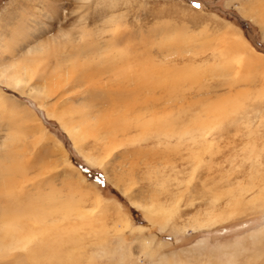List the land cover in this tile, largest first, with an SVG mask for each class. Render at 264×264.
Returning a JSON list of instances; mask_svg holds the SVG:
<instances>
[{"label":"rangeland","instance_id":"1","mask_svg":"<svg viewBox=\"0 0 264 264\" xmlns=\"http://www.w3.org/2000/svg\"><path fill=\"white\" fill-rule=\"evenodd\" d=\"M0 264H264V0H0Z\"/></svg>","mask_w":264,"mask_h":264},{"label":"bare ground","instance_id":"2","mask_svg":"<svg viewBox=\"0 0 264 264\" xmlns=\"http://www.w3.org/2000/svg\"><path fill=\"white\" fill-rule=\"evenodd\" d=\"M235 44L236 45H239V47H240V49L242 50V55H243V57H245L246 59L245 60H248V58H250V59H260V57L257 55V53L256 52H253V51H251V50H249L248 48H247V45L241 40V38L237 41V43L235 42ZM234 44V45H235ZM261 60V59H260ZM263 63V62H262ZM252 65V64H251ZM225 68H226V66H225ZM189 69V68H188ZM190 70V69H189ZM190 72V71H189ZM190 78H192V77H190ZM187 79V78H186ZM192 80V79H191ZM190 80V81H191ZM185 81V80H184ZM187 81V80H186ZM189 81V80H188ZM176 84V83H175ZM175 86H177V85H175ZM235 96H238L237 94L235 95ZM225 101H228L227 99L225 100ZM241 106V105H240ZM141 107V106H140ZM239 107V106H238ZM235 108H236V106H235ZM226 109V108H225ZM228 109V108H227ZM227 109L225 110V112L227 111ZM238 111V110H237ZM222 114H224V112L222 113ZM153 121H155L154 119H153ZM132 127V126H131ZM33 230V229H32ZM31 231V230H30ZM21 232V231H20ZM33 232H35V231H33ZM17 233V232H16ZM22 236V235H21ZM28 236H29V234H28ZM9 237V239H10V237H11V239H13V241L14 240H17V244H20V240L18 239V235L17 234H15L14 236H12V235H8L7 236V238ZM25 237V236H24ZM27 238V237H26ZM30 238V237H29ZM41 238V237H40ZM21 239V238H20ZM32 241V240H31ZM30 241V242H31ZM25 241H24V238H22V242L21 243H24ZM25 244V243H24ZM43 246H44V244L43 245H39L38 247H39V249L37 248H35L36 250H35V252L36 251H38V252H40V250H43ZM6 248V247H5ZM44 248H45V246H44ZM47 250V249H46ZM260 251V250H259ZM30 252V251H29ZM28 252V253H29ZM37 252V253H38ZM45 252V251H44ZM30 254H32L31 252H30ZM36 254V253H35ZM29 255V254H28ZM33 255V254H32ZM30 256V255H29Z\"/></svg>","mask_w":264,"mask_h":264},{"label":"snow or ice","instance_id":"3","mask_svg":"<svg viewBox=\"0 0 264 264\" xmlns=\"http://www.w3.org/2000/svg\"><path fill=\"white\" fill-rule=\"evenodd\" d=\"M195 7H197V8H198V7H200V5H199V4H196V5H195Z\"/></svg>","mask_w":264,"mask_h":264}]
</instances>
